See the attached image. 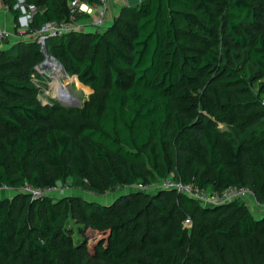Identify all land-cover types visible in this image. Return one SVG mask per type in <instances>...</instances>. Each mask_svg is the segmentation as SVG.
<instances>
[{
    "label": "trees",
    "instance_id": "1",
    "mask_svg": "<svg viewBox=\"0 0 264 264\" xmlns=\"http://www.w3.org/2000/svg\"><path fill=\"white\" fill-rule=\"evenodd\" d=\"M4 1L17 19L16 0ZM28 1L36 5L37 0ZM39 1L44 7L34 16L38 27L69 15L70 0ZM257 2L264 0L128 4L124 8L135 12L133 21L115 17L107 32L85 31L95 45L90 55L72 47L82 31L49 38L46 47L53 48L66 71L94 91L83 108L63 105L57 98H51L52 105L35 99L37 87L25 60L41 52L38 42L26 57L18 45L0 48V122L13 132L0 134V186L45 188L77 176L82 186L103 192L106 186L148 181V171L141 168L147 160L159 178L176 173L212 190L248 186L264 203V125H255L264 121V110L216 112L219 93L226 88L204 85L205 75L220 60L212 42L222 11L248 63L264 77V29L252 35L243 28L257 26ZM113 31L116 36L109 37ZM229 69L232 78L221 83L243 81L246 69ZM98 163L108 173L105 186L95 181ZM170 193L151 196L163 235L136 254H130L139 217L130 204L139 201L136 192L113 204L63 197L66 214L71 215L72 203L82 201L85 207L83 250L62 221L56 197L25 194L17 210L0 200V259L5 260L0 264H264V217L254 215L244 200L217 205L207 216L211 210L181 193L168 209ZM121 202L127 207L105 217ZM188 217L191 230L182 226ZM88 230L108 233V242L90 247Z\"/></svg>",
    "mask_w": 264,
    "mask_h": 264
},
{
    "label": "rangeland",
    "instance_id": "2",
    "mask_svg": "<svg viewBox=\"0 0 264 264\" xmlns=\"http://www.w3.org/2000/svg\"><path fill=\"white\" fill-rule=\"evenodd\" d=\"M17 3L20 0H16ZM24 5H28V0H23ZM60 2L62 0H59ZM86 2L87 0H80ZM129 5H136L141 0H127ZM68 4L70 1H67ZM110 5V16L106 23L103 25L102 28L96 30L98 32H107L109 27L114 21L115 17L121 18L122 20L133 21L135 19V12L134 11H127L125 10L123 2L121 0H109ZM37 9L44 7V4L37 0L36 2ZM257 14L256 20L258 21L257 26H244V30L249 34L255 35L260 30L264 29V2H257ZM21 6V5H20ZM19 5L16 7L19 9V16L14 21V34L11 38H6L0 41V48L8 47L13 44L18 45L19 51L22 56L26 57L27 54L30 52V48L35 47L36 43V30L39 28L36 25L35 19L32 22L26 23L24 22V18L20 20V17L26 15L27 12L20 7ZM23 21V23H22ZM88 22L89 20H84ZM23 24V25H22ZM19 28L21 31H19ZM85 28L82 30V35L72 39V47L77 49H82L84 55H90L92 51L95 49V45L92 42V37L87 36L85 34L87 30L93 29L94 27L90 28L88 26L83 27ZM118 28L123 30V24L120 22L118 23ZM215 36L213 38V47L217 49L219 54V62L216 66L212 67L208 73L204 77V85L211 84L213 86H221L226 88L223 92H220V101L219 106L216 109V112H228L230 108H232L233 112L236 115L240 114L241 112H251L252 110H264V77L259 76L257 72L253 69V67L248 63L249 60L246 57V52L243 46L236 43L233 35L228 31L225 19L223 17V11L220 13V19L215 26ZM238 33L241 35V30H238ZM109 37H115V31L108 33ZM28 43V44H27ZM29 43H32L29 45ZM41 52L35 59H31L28 57L25 60L26 64L30 65L28 69L32 72L31 80L37 87L35 99L43 104V100L47 99L48 101L52 100L49 99L50 93L54 92L57 84L65 83L67 81V90L70 97H73L79 101V104L75 106V108H83L85 101L91 100V95L94 92L88 86L83 85L78 77L75 74H69L64 66L60 63V61L55 57L53 48H42L40 46ZM48 56L53 57L55 60L62 65L61 73L56 72V69L60 68L59 64L53 63L54 65H49L46 63ZM28 65V66H29ZM33 65V66H32ZM58 66V68H57ZM32 67V70H31ZM246 69L245 72H242L243 81L239 83H231L229 85H225L221 83L223 80L231 79L232 76L229 75L231 70L229 69ZM59 70V69H58ZM30 79V77H29ZM61 101V104L67 105L62 98H57ZM52 105V104H50ZM54 111V109H53ZM258 127L264 125V121L259 120L258 123L255 124ZM219 127L224 129L225 124L224 122L219 123ZM0 134L11 136L13 132L5 127L0 122ZM148 171V182L155 185L156 187L151 191H140L137 189L136 185L141 182L142 179H136L131 183L125 184L121 188L113 189L111 186H106V189L103 192H98L94 189H90L87 187L82 186L81 180L77 176L70 177L67 181H59L58 187L61 189L62 187L66 188L65 194L62 195L58 193V191L51 192V196L56 197L59 200V208L62 211L63 219L62 221L67 225L68 229L70 230L71 236L75 242L81 246L80 249L83 250L84 243H85V235L83 233L84 222L82 221L83 218L81 216L82 210H85V207L82 203L81 205H76L75 203L72 207L71 215L66 214L65 210V196H74L79 198L80 200H98L102 203L106 204H113L116 202V199L120 198L124 194L136 192L139 194V201H130L132 206H134L138 212V224L135 227L133 234H134V245L132 247L130 254H136L140 249L145 246L152 244V239H160L163 235V226L161 220L159 219L158 210L155 208L154 203L152 202L151 196L154 194L159 193L160 191H171L170 195H168L167 199V208H171L173 203L178 199V195L176 191H172L169 189H161L160 185L165 181L164 178H159L155 173H152L151 167L147 160L143 161L142 167ZM93 171L95 172V181L97 185L105 186L107 184V177L108 173L105 171L104 166L101 163H98L94 166ZM54 176V173H51ZM264 174V171H263ZM170 178H178L176 173H171L168 175ZM25 194H29L24 190V188L16 189L10 188L6 186H0V200L10 201L13 204L14 208L17 210L22 202V196ZM64 197V198H63ZM250 209V211L260 217H264V203H261L256 195L255 192L252 191L246 200H244ZM198 203V202H197ZM203 208H207L211 211H207L206 215L211 216L212 208L218 207L217 205H202L198 203ZM127 204H123L122 202L117 204L114 207V210L110 213H106L105 217H112L111 215L115 212H120ZM80 209V210H79ZM175 213H178V209H174ZM184 220V219H183ZM185 222V220H184ZM183 222V227L191 230L193 225H185ZM131 222L128 221V225L125 231L121 232L120 236L122 240L127 238V230L130 227ZM91 235L89 236L88 243L89 246L92 247L93 244L105 243L108 242V233L102 234L100 232H89ZM83 247V248H82ZM5 260L0 259V262L3 263Z\"/></svg>",
    "mask_w": 264,
    "mask_h": 264
},
{
    "label": "built area",
    "instance_id": "3",
    "mask_svg": "<svg viewBox=\"0 0 264 264\" xmlns=\"http://www.w3.org/2000/svg\"><path fill=\"white\" fill-rule=\"evenodd\" d=\"M108 1L109 0H99V2H82L80 0H70L69 15L62 19H48L44 21L36 30V41L42 48H44L46 47L47 40L51 37H60L69 31H82L85 29L83 27L86 26L90 28L94 27L93 29L97 30L102 28L110 16V5ZM18 5H21L27 12L26 15L20 17V20L21 18H24V22H32L38 10L37 6L33 3H28V5L25 6L23 0H20L18 3L16 1L14 7L16 8ZM6 6L9 9L7 4ZM84 20L89 21L86 22ZM19 31H21L20 28ZM13 34V30H10L0 24V41L6 38H11ZM56 90L57 87L54 92L50 93L51 98L64 99L63 97L65 94H68L67 88L62 87L58 92H56ZM43 104H51V101L44 99ZM164 179L165 181L160 185L161 189H169L184 194L205 206L223 205L236 199L246 200V197L252 193L251 188L248 186L231 185L222 189L212 190L201 187L195 182H185L180 178L166 177ZM136 187L140 191L148 192L153 190L156 186L148 181H141L136 185ZM23 188L32 196V198H38L42 195L51 196V192L54 191H58V193L64 195L66 191V188L62 187L60 189L58 185L42 188L26 183ZM184 223L185 225H192L191 218H186Z\"/></svg>",
    "mask_w": 264,
    "mask_h": 264
},
{
    "label": "crops",
    "instance_id": "4",
    "mask_svg": "<svg viewBox=\"0 0 264 264\" xmlns=\"http://www.w3.org/2000/svg\"><path fill=\"white\" fill-rule=\"evenodd\" d=\"M121 1L123 2V5H128L127 0H121ZM14 21H15V17L11 13V11L7 8L5 1L0 0V24L10 30H14ZM260 205H261V209H264L262 208V204Z\"/></svg>",
    "mask_w": 264,
    "mask_h": 264
},
{
    "label": "bare ground",
    "instance_id": "5",
    "mask_svg": "<svg viewBox=\"0 0 264 264\" xmlns=\"http://www.w3.org/2000/svg\"><path fill=\"white\" fill-rule=\"evenodd\" d=\"M56 62H57V60H55L53 57H49L48 56V58H47V61H46V63H48L49 65H54L53 63H55V65H56ZM60 67V66H59ZM57 68H58V66H57ZM59 69V70H58ZM58 69H56V72H58V73H61V67L60 68H58ZM58 86H57V90H56V92H58L59 90H60V88H62V87H64V88H67V81L65 82V83H59V84H57ZM70 98V96H69V94H65V96L63 97L64 99L65 98Z\"/></svg>",
    "mask_w": 264,
    "mask_h": 264
},
{
    "label": "water",
    "instance_id": "6",
    "mask_svg": "<svg viewBox=\"0 0 264 264\" xmlns=\"http://www.w3.org/2000/svg\"><path fill=\"white\" fill-rule=\"evenodd\" d=\"M44 49H45V47H44ZM56 63L59 64L60 67H62V65L58 62V60H57ZM64 101L67 104V106H69V107H75V106H77L79 104V101L77 99L73 98V97L65 98Z\"/></svg>",
    "mask_w": 264,
    "mask_h": 264
}]
</instances>
